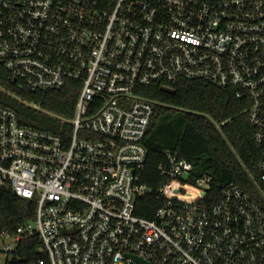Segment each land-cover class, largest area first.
<instances>
[{"label":"built area","instance_id":"2783aa9c","mask_svg":"<svg viewBox=\"0 0 264 264\" xmlns=\"http://www.w3.org/2000/svg\"><path fill=\"white\" fill-rule=\"evenodd\" d=\"M0 63L33 91L77 93L72 117L23 100L58 131L0 103V185L36 203L1 232L6 254L36 237L38 264H264L263 187L214 193L169 152L156 189L142 180L144 87L200 79L248 104L264 185V0H0ZM153 190L154 216L138 214Z\"/></svg>","mask_w":264,"mask_h":264},{"label":"trees","instance_id":"16d2710c","mask_svg":"<svg viewBox=\"0 0 264 264\" xmlns=\"http://www.w3.org/2000/svg\"><path fill=\"white\" fill-rule=\"evenodd\" d=\"M71 85L33 91L21 80L15 81L0 63V103L15 109L36 127L58 131L54 118L24 105L23 100L72 117L77 93ZM144 90L155 99L145 137L148 155L142 171L144 182L156 189L163 179L158 165L167 160L169 152L191 161L194 177L212 175V192L218 194L227 183L235 182L262 200L260 189L264 185L258 168L261 150L253 139L254 127L245 111L246 101L237 98L232 89L200 79H181L164 86L153 84ZM159 205L153 190L138 199L136 211L153 217ZM35 213L33 200L18 196L10 186L0 185V234L3 230L14 232L20 224L34 219ZM39 246L36 237L23 238L15 250L6 254L4 264H38L45 257Z\"/></svg>","mask_w":264,"mask_h":264},{"label":"rangeland","instance_id":"374dc122","mask_svg":"<svg viewBox=\"0 0 264 264\" xmlns=\"http://www.w3.org/2000/svg\"><path fill=\"white\" fill-rule=\"evenodd\" d=\"M5 242H8V239L5 240ZM4 247V239L0 237V250L1 252V264H4L5 258H6V252L3 250Z\"/></svg>","mask_w":264,"mask_h":264},{"label":"water","instance_id":"95a60500","mask_svg":"<svg viewBox=\"0 0 264 264\" xmlns=\"http://www.w3.org/2000/svg\"><path fill=\"white\" fill-rule=\"evenodd\" d=\"M14 80L16 81V78H14Z\"/></svg>","mask_w":264,"mask_h":264}]
</instances>
